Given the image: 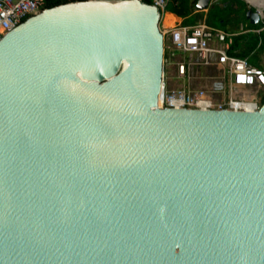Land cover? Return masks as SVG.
<instances>
[{"label":"water","instance_id":"obj_1","mask_svg":"<svg viewBox=\"0 0 264 264\" xmlns=\"http://www.w3.org/2000/svg\"><path fill=\"white\" fill-rule=\"evenodd\" d=\"M159 18L75 0L0 37V264H264V101L161 107Z\"/></svg>","mask_w":264,"mask_h":264},{"label":"built area","instance_id":"obj_2","mask_svg":"<svg viewBox=\"0 0 264 264\" xmlns=\"http://www.w3.org/2000/svg\"><path fill=\"white\" fill-rule=\"evenodd\" d=\"M244 1L248 9L258 14V27H249L245 23L239 24L235 31L227 32L202 21L193 25L174 21L170 26H163L162 13L167 0H151V4L160 12L162 68L164 63L172 66L173 74L170 76L185 78L186 81V88L178 86L168 90L162 70L161 107L254 111L261 106L264 101V51H257L264 41V0ZM45 4L46 0H0V37L42 11ZM248 33L258 36L251 55L257 52L256 60L262 66L252 64L249 58L228 54L233 37ZM174 58L179 60L172 62Z\"/></svg>","mask_w":264,"mask_h":264},{"label":"trees","instance_id":"obj_3","mask_svg":"<svg viewBox=\"0 0 264 264\" xmlns=\"http://www.w3.org/2000/svg\"><path fill=\"white\" fill-rule=\"evenodd\" d=\"M71 1L75 0H46L45 8ZM143 1L151 4V0ZM196 1L197 0H167L165 6L167 11L166 15L173 18H176L173 15L181 17L183 24H195V22L199 20H204L207 25L222 29L224 31H234L239 21H246L253 28L258 27L259 25V23L251 24L249 20L246 19L245 13L247 8L240 0H218L217 3L212 4V6L208 8L205 14L204 12H193ZM257 41L258 36L252 33L234 36L232 39V44L229 47L228 54L240 58H249V62L256 65L257 54L251 55V52L256 47ZM259 51H264V41L258 52Z\"/></svg>","mask_w":264,"mask_h":264},{"label":"rangeland","instance_id":"obj_4","mask_svg":"<svg viewBox=\"0 0 264 264\" xmlns=\"http://www.w3.org/2000/svg\"><path fill=\"white\" fill-rule=\"evenodd\" d=\"M242 1V0H240ZM166 8L164 10V12L162 13V17L164 16V13H166ZM167 16V15H166ZM238 28V26L235 28V30ZM165 59V57H164ZM175 60H179V58H174L172 62H174ZM200 69V68H199ZM163 72H164V76L166 77L164 79V81L167 84V88L168 90H170L171 88H176L178 86H183L184 88H186V81L185 78L181 79V78H176L175 76H170L171 74H173V68L172 66H166L165 63L163 65ZM200 72L202 74H204V71L200 69ZM194 83L197 82V80H193Z\"/></svg>","mask_w":264,"mask_h":264},{"label":"crops","instance_id":"obj_5","mask_svg":"<svg viewBox=\"0 0 264 264\" xmlns=\"http://www.w3.org/2000/svg\"><path fill=\"white\" fill-rule=\"evenodd\" d=\"M198 1V0H197ZM197 1H196V3H195V5H194V11L193 12H204V14L207 12V10H200V9H198V7H197ZM218 2V0H210V2H209V6H208V8H210L211 6H212V4H215V3H217ZM242 2L245 4V6H246V8H247V10H248V7H247V4H246V2L244 1V0H242ZM221 5V4H220ZM169 13V12H168ZM171 15H173L172 13H170ZM174 17H176L177 18V20H175V22L176 23H182L183 24V22H182V18L181 17H177V16H175V15H173ZM248 20V19H247ZM199 21H202V22H204V20H199ZM199 21H197V22H199ZM197 22H195V23H197ZM245 23L246 24H248L246 21H239V23H238V25L237 26H239V24H242V25H245ZM194 23H192V24H186V25H193ZM249 25V24H248ZM249 27H251L250 25H249ZM232 32V30H227V32ZM235 31V30H234ZM258 52V51H257ZM257 52H256V54H257ZM260 54H261V52H260ZM256 62H257V65H259V66H262L257 60H256ZM262 63V62H261ZM264 66V65H263Z\"/></svg>","mask_w":264,"mask_h":264},{"label":"bare ground","instance_id":"obj_6","mask_svg":"<svg viewBox=\"0 0 264 264\" xmlns=\"http://www.w3.org/2000/svg\"><path fill=\"white\" fill-rule=\"evenodd\" d=\"M177 20L176 18H173L171 16H166V13H164V16L162 18V25L163 26H170L172 23ZM159 104V103H158Z\"/></svg>","mask_w":264,"mask_h":264}]
</instances>
